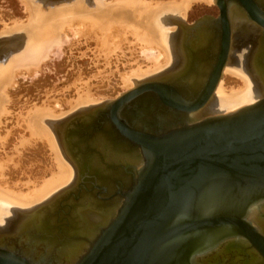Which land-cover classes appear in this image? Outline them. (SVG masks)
<instances>
[{
	"label": "water",
	"instance_id": "obj_1",
	"mask_svg": "<svg viewBox=\"0 0 264 264\" xmlns=\"http://www.w3.org/2000/svg\"><path fill=\"white\" fill-rule=\"evenodd\" d=\"M230 1H216L222 15L228 12ZM233 1L242 4L239 10L248 14L247 20L264 26V14L251 0ZM203 23L199 19L189 26L180 25L189 35L206 32ZM224 28L219 56L214 65L211 62L205 83L167 79L168 71L56 124L59 144L78 172L91 170L89 162L110 155L118 157L130 181L124 190L119 187V204L106 221L80 240L78 252L54 258L52 253L38 254L31 248L0 243V264H202L223 246L253 254L264 264V234L250 218L264 206L261 69L254 66L262 81V86L257 84L262 95L256 103L226 115L191 118L211 99L228 62L231 40L227 24ZM12 41L0 39V55ZM215 48L205 51L215 52ZM200 50L190 49V53L197 56ZM195 61L190 69L196 70ZM180 65L179 75H194L190 69L183 73ZM80 117L87 120L75 124L73 119ZM108 124L119 131L121 146L101 142L86 147L72 140L76 131H99ZM29 218L25 220L30 230L24 234L34 236L31 230L37 224Z\"/></svg>",
	"mask_w": 264,
	"mask_h": 264
},
{
	"label": "bare ground",
	"instance_id": "obj_2",
	"mask_svg": "<svg viewBox=\"0 0 264 264\" xmlns=\"http://www.w3.org/2000/svg\"><path fill=\"white\" fill-rule=\"evenodd\" d=\"M38 1H41V0H38ZM48 1L53 2L51 0H48ZM95 1L98 2L99 0H95ZM202 1L208 3L209 5L212 3L216 5L217 0H181L179 3L172 2V3L167 4V5L166 4L162 5L158 2L149 3L146 0H117V1H114L112 3V7H114L113 6V4H114L116 6H119L122 10H123V8H126V7L130 8L132 10V13H130L133 16V18H132V16L130 14H127V13H125L124 17H123V15L121 17H117V15L116 16H110L108 13H106L105 7L102 6V5H105L103 3V1L98 2L100 4L102 10L100 7H99L100 9L99 8H97V9L90 8L89 6H91V5H87L84 1L83 2L81 1V2L77 3L76 5L64 4V5H61L59 7H55V9L51 8L50 12H48L49 10L46 11V12H48V14L46 15V13L44 14V11L42 9V6H41L42 3L41 2H40L41 3L40 4L39 2L37 3L35 0H22V2L20 0L21 3L24 2L23 5L27 4V8H25V7L24 8H25V10H27V12L29 14V19L27 18V21L29 20L27 22L28 25L25 27H22L19 24L21 27H18L17 25H15V26L10 27L8 29L5 28L6 31L4 30L3 35H5V36H13L14 35L16 37H11V38H13V41L10 42L6 48H4V51H2L1 52L2 54L0 55L2 57H0V58L9 57V54L12 53L14 50V47H10V45L11 44L13 45L14 43L16 44L20 40H22V45H21L22 48H19V51L23 52L24 55L21 56V59L17 58L15 61H11L8 64L4 65L1 69V73H0V118H1V116L4 117V115L8 114V111L5 108H3L4 107L3 102H5L4 100L6 99V97L4 98V100L2 99L4 97L3 94H5L4 91H6V88H8L12 84L10 82L12 81V79L14 80L16 78L15 76H17L18 74H21L27 70L26 68L24 69L25 65H23V64L29 65L28 63H26L27 61L33 59V61L31 60L32 69L33 68L37 69L39 67V63L41 65V63L43 62L42 59L43 60L48 59L47 57L44 56V58H39V60H38L39 63H37L38 62L37 56H38L39 52L43 51V53H44L45 47L50 49L49 46L51 44H52L51 47L52 46L56 47V45H53L55 42L54 43L52 42V40L54 41L55 39L58 38V36H57V38H55L56 36H54L55 34H58L56 32H60V33L62 32V34H63L64 29L68 28L67 30L69 31L71 27L75 26L74 28L76 29V32L74 34H75L76 39L78 40V39H80L79 37H81V38L84 37L86 39L94 40L95 44H96V48L98 50H100V52H99L100 55L102 54V56H104L106 61H108V59H110V56L112 53H115L118 51L121 52V50H118V49H120L121 45L126 44V43H128L129 46H134V47L136 45L142 46V47H139V48H141V51L148 49L149 55H147V56H149V57L152 55H155L154 52L157 50L158 51V52H156L157 54L154 57H152V59H149V57L145 58L149 62L151 61V64L153 65L154 70L152 67H151L152 69L150 71L149 70L147 72L145 71L146 73H143L141 70H139L142 72V74L139 75V73H141V72H139L137 70V68H135L134 69L135 75H132L133 74L132 72H131L132 74L130 72H128L127 76H126V73L120 74V76H122V77H120V78H122L121 79V81L123 82L122 84H124V86L126 88V89L124 88V90H127L126 92L124 91V93H127V92L133 90L136 86L143 83L144 81L157 79V77H160L163 74H165L166 72L172 70V68H170V67L172 66V64L176 58V51H175L173 40L176 39L177 33L179 31H180L179 32L180 34H182L184 30L186 31V29L182 28L180 25V23H184L183 22L184 19H183V17H181V16H183L182 12H183V10H186L193 2L199 3ZM73 2H74V0H73ZM232 3H233V0L230 1V4H232ZM44 4H46V3H44ZM110 4H111V1L109 2V5H107V4L106 5L110 6V8L113 9ZM43 8H45V7H43ZM184 8H186V9H184ZM103 9H105V12ZM228 12H229V10H228ZM120 14H122V12H120ZM237 15H240V14H237ZM171 16H176L177 18H180L178 20H173V23H172V24L176 25V27H177L176 31H174L175 29L170 28L169 24H166L165 19L168 17H171ZM52 17H54L55 20L50 19ZM48 19H50L51 21H48ZM52 20H54V21H52ZM235 20H237V19H235ZM180 21H182V22H180ZM250 22H252V21H250ZM254 24L256 26L259 25L257 23H254ZM184 25H186V24L184 23ZM236 26L240 27L238 23ZM259 27L264 28V26H262V25H260ZM171 31H174V33H170ZM70 32H72V31H70ZM74 34H72V35H74ZM128 37H131V39L133 41H129ZM65 38H63V39H65ZM59 39H60V36L57 40L59 41ZM57 40H55V41H57ZM65 41H66V39H65ZM66 42H68V39ZM66 42H64V43H66ZM181 42H182V40H181ZM62 43L60 45L64 44V43L63 44ZM68 43H66V45ZM48 44H49V46H47ZM60 45L59 46L57 45V47H61ZM17 46L18 45H16V48L18 49ZM148 50H147V52H148ZM180 50L182 51V47H180ZM239 50L237 48L233 49L232 54L234 56V61L230 62V64H227L226 66L224 65L225 68H224V66L222 67V70H223V68H224V70H223V73L221 70V77H222V74H223V76L224 75H228V76L230 75V76L238 77V79H240V82L242 81V83H243V85L241 87L242 89L241 88L238 90L237 89L236 90L230 89V91H228V93H226L224 90L225 88L223 89V80L224 79L223 78L221 79V77H220L219 82H218V84L215 88V91L213 93L214 96L213 95L211 96V99L201 108V110H198L193 115H191V116H193L191 118L197 120L198 117L201 118V117H206V116L226 115L229 113H233V112H235L239 109H242L244 107L250 106V105L256 103L260 99V97L262 95L260 93L261 91H258L257 87H256V90L254 89L253 81H252L251 77L249 76L250 73L248 74L246 72V69L243 67V63L240 61L241 59H243V57H241L242 53ZM139 51H140V49H139ZM47 54H48V52H47ZM141 54H144V52H142ZM41 55H42V53H41ZM144 55H143V57H145ZM34 57H35V59H34ZM34 61H35V64H34ZM36 63L38 64V66L35 67ZM106 65H108V64H106ZM26 67H28V66H26ZM165 68H168V69L164 73L157 75L154 78H150V79L144 80V81L139 82V83L136 80L137 78L146 77V76H149L151 74H155V73H157V72H159ZM143 70H147V68L143 69ZM30 71L32 72V70L30 69L28 71V73H30ZM137 71H138V74H137ZM31 75H32V73H31ZM13 76L15 78H13ZM20 76H19L20 78L23 77V75H20ZM28 77L29 76H26L24 78H28ZM30 78H32V77L30 76ZM165 78L177 81L175 78H169V77H165ZM180 79H178V80H180ZM8 83H10L9 86L7 85ZM74 85H75V83H74ZM12 87H10V88H12ZM85 88H87L86 85H85ZM257 92H259V94ZM80 93H81V91H80ZM88 93L86 92V93H84L85 95L83 93L78 95V99L75 102L68 100V102L70 101L69 102L70 111L75 110L77 108H83V107L94 104L95 100L94 101L92 100L94 98L91 95H89V96H91L92 98H88V96L86 95ZM81 95H84L86 98H84V99L81 98ZM84 96H82V97H84ZM111 101H113V100H111ZM54 102H56V101H54ZM102 104H104V103H100L99 105H102ZM245 104H247V105H245ZM99 105L93 106L91 108L97 107ZM241 105H245V106L240 107ZM236 106H238L240 108L236 109L237 108ZM53 107H54V105H53ZM53 107H52V109L44 108V107L35 108L32 110V112L30 114L28 112L29 117H26V118H28V120L26 121L27 124L25 122V124H26L25 129L29 132L30 136L27 139H24L22 137V139L20 140V144L22 146H20V147H23V145L28 146V144H31L32 142H37V141H40L42 143L46 142L48 144V147L50 148V150L54 154V157H55L54 160L56 161L55 165L57 166V168H56L57 170L55 169L56 172H52L51 176L47 179H44L41 182V184L37 187L35 185H33V186L31 185V187H25V186H28L30 184L24 183V185H25L24 186L21 183V187L23 186L25 189L28 188L26 192H13L9 189H5L4 186L0 187V204L6 205V206L12 208L13 210H15L17 212H24V211L32 210L35 207H37L38 205H41L47 201H48L47 205L54 202L55 201L54 199L55 198L58 199V196H60L61 193H63L65 191L64 190L63 192H61V190L68 187L73 182L75 175L77 174V170L70 163V161L67 159V157L64 156V154H63L64 152H62V150L59 148V146L57 144L59 142V141L57 142V136H56V129H57L56 124L58 122L57 123L52 122V121L59 119L60 117L64 116L65 113L59 112L60 114L59 113L57 114L55 111L57 110L58 107L55 108L56 105L54 108ZM230 107L231 108L236 107L235 108L236 110L229 112V113H225V114L217 113V112H223L224 110H228V108L230 109ZM89 108L90 107H88L87 109H89ZM200 112L202 113V115ZM7 116H9V115H7ZM24 117H25V115H24ZM23 121H25V120H23ZM1 124L2 123H1V119H0V125ZM4 141L5 140L3 139V137H0V143H2V142L4 143ZM11 160H12V158H11ZM8 161L9 160L2 162V160H1V162H0V175L2 174L3 169L4 168L6 169L7 166H5V164L9 163ZM0 179H1V177H0ZM1 182H3V180L2 181L0 180V183ZM17 184L15 183L14 185H17ZM3 185H5V184H3ZM14 185L12 188H15ZM6 188H7V186H6ZM21 191H23V190H21ZM59 192H61V193L57 195V193H59ZM51 198H53V199L50 200ZM47 205H45V206H47ZM41 207L36 208L35 210H33V212L36 213L38 210L42 211V209L44 207H42V208ZM17 212L16 213L14 212L15 215H17ZM33 212H28V216H26V218L31 217ZM255 212L256 211L252 212L250 218L252 219V221L254 222L256 227L260 231H262V229H260L257 225V223H259L260 220L259 219L255 220L253 217ZM2 215L3 214L1 213L0 214V220H1ZM20 225L21 224H19L18 226H20ZM4 226L5 225H1L0 228L5 229ZM21 227H23V226H21ZM27 236L29 238L31 237V236H29V234H27ZM35 245H37V243H35ZM46 245H50L51 248L53 246V244H49V243H46ZM47 248H48V246H47ZM47 252L49 253V252H51V250L48 249Z\"/></svg>",
	"mask_w": 264,
	"mask_h": 264
},
{
	"label": "rangeland",
	"instance_id": "obj_3",
	"mask_svg": "<svg viewBox=\"0 0 264 264\" xmlns=\"http://www.w3.org/2000/svg\"><path fill=\"white\" fill-rule=\"evenodd\" d=\"M35 1L37 3L38 2L42 3L40 4L42 6L44 14L46 13V15L48 14V12L51 11V8L55 9V7H59L64 4L76 5L77 3L81 1L82 2L84 1L87 5H91L92 7L91 6L89 7L93 9H97L99 7L101 8L98 2L103 1L105 5H102V6L105 7L106 13H108L110 16L117 15V17H121L123 15L124 17L125 13L127 14L132 13V10L127 7L123 8V10L119 6H116L114 4H113L114 7H112V3L117 0H99L98 2H96L95 0H74V2L73 0H64L62 2H54V0H52L53 2H50L48 0H41V1L35 0ZM110 1H111L110 5L113 9H111L110 6H107L109 5ZM146 1L149 3L158 2L162 5L163 4L167 5L172 2L179 3L181 0H174V1L173 0H146ZM21 2L20 0H0V35H1L0 38L16 37L13 34H12L13 36H5L3 35V32L4 30L6 31V29L13 27L15 25H17L18 27H21V26L25 27L28 25L27 22L29 20L27 21V18L29 19V14L27 10H25V8H27V4L23 5L24 2L23 3ZM193 3L187 9L184 8L186 10H183L182 12L183 16L181 17H183L184 19L183 22L186 24L195 22L197 21L198 18L204 15L212 14L216 11L215 9L216 5L213 3L210 5L203 1L199 3L198 2H195L194 4ZM105 9H103L104 12H105ZM120 12H122V14H120ZM130 15L132 16V14ZM50 19L55 20L54 17ZM50 19H48V21H51ZM178 19L180 18H177L176 16H171V17L166 18L165 21H166V24H169L170 28H173L175 29L174 31H176L177 27L175 24H172V23H173V20H178ZM74 27L75 26L71 27L69 31L67 30L68 28L64 29L63 34L62 32L61 33L56 32L59 35L55 34L54 35L56 36L55 38H57V36L59 38L60 36L59 41L57 40L58 38L57 39L54 38L57 41L52 40L53 43L55 42L53 45H56V47L55 46L51 47L52 44L49 46L50 44L49 43L47 46H49L50 49L45 47L44 53L43 51L38 53L37 61L39 60V58H44V56L47 57L48 59L47 60L42 59L43 62L41 63V65L38 61L37 63H39V67L37 69L36 68L32 69L31 60L33 61V59H31L26 62L29 65L23 64L25 65L24 69L25 68L27 69L25 72L22 71L23 73L18 74V75L16 74L17 76L15 77L17 79L13 76V78H15L14 79L15 81L12 79V81L10 82L13 85L12 84L10 85V83L7 84L8 86L9 85L10 86L9 87L7 86L8 88H6V91H4L5 94H3L4 97L2 99L4 100V98L6 97V99L4 100L5 102H3L4 103L3 108H5L8 111V114L4 115V117L1 116L0 118L1 123H2L0 125V135H1L0 137H3V139L5 140L4 143L2 142L3 144L0 143V162L1 160L2 162L9 160L8 162L9 163L11 162V163L10 164L6 163L7 165L5 164V166L7 167L6 169L5 168L3 169L2 174L0 175L1 177L0 180L1 181L3 180V182L0 183V187L4 186L5 189H9L13 192H26L28 188L25 189L23 186L21 187V183L22 185H24V183L30 184L28 186L24 185L25 187H31V185L32 186L35 185L37 187L41 184V182L44 179L49 178L52 172H56L57 170L56 169L57 166L55 165L56 161L54 160L55 158L54 154L52 153V151L50 150L46 142L42 143L40 141H37V142H32L31 144H28V146L23 145V147H20L22 146L20 144V140L22 139V137L24 139H27L30 136L29 132L25 129V125L27 124L26 121L28 120V118L26 117H29L28 115L32 112L33 109L42 108V107L52 109L53 105L54 107L56 105L55 108L57 107L58 108L56 111L55 110L54 111L57 114L59 112L65 113V115L52 122L57 123L59 121H63L66 118L70 117L72 114L76 112L78 113V111H83L87 109L88 107L91 108L93 106L99 105L100 103H105V102L117 99V97L123 94L124 91L126 92L127 90H124L125 86L124 84H122L123 83L121 81L122 78H120L122 76H120V74L126 73V76H127L128 72L130 73L132 72L133 74L132 73L131 74L135 75L134 73L135 68H137L138 71L141 70L143 73H146L148 70L150 71L153 68L151 61L149 62L147 59H145L149 57L147 56L149 55V50L146 49L144 51H141V48L139 47H142V46H139V45H136L135 47L129 46L128 43L121 45L120 49H118V50H121V52L119 51L115 52L116 54L112 53L110 56V59L106 61L104 56H102V54L100 55L99 53L100 50L96 48V44L94 40L86 39L84 37L82 38L79 37L80 39L78 40L76 39L75 34H74L76 32V29ZM174 31H171L170 33H174ZM71 33L74 35H72ZM62 37L65 38L66 41L68 39V42L70 44L66 42L65 39H63ZM128 39L129 41H133L131 37H128ZM238 39L240 40V37ZM180 40H181L180 38H176L173 40L175 49L177 51H178L177 46L180 43ZM241 40H243V38H241ZM61 41L63 43L66 42L68 44L67 45L66 43L63 44ZM61 43L63 45H60ZM16 45H18L17 46L18 49L16 48ZM21 45H22V40L18 41L16 44L15 43L13 45L11 44L10 47H14V50H13L14 53L13 52L10 53L9 57L0 58V73L4 65L8 64L11 61H15L17 58L21 59V56L24 55L23 52L19 51V48H22ZM57 45L58 46L60 45L61 47H57ZM138 48L140 49V51ZM142 52H144L145 55L141 54ZM156 52L158 51L156 50L154 52L155 55L157 54ZM143 55L145 57H143ZM155 55L150 56L149 59H152V57H154ZM35 61H34V64H35ZM37 63L35 67L38 66ZM180 64L181 62L179 63V65ZM146 68L147 70H143ZM30 69L32 70V72L30 71V73H28ZM167 69L168 68L162 69L161 71L155 74H151L146 77L137 78L136 80L138 83L142 82L144 80H147V79H150V78L156 77L157 75L162 74ZM138 71H137V74H138ZM142 72L139 73V75H141ZM246 72L249 74L247 69H246ZM20 75H23V77L20 78L21 77ZM26 76H29V77L24 78ZM30 76L32 78H30ZM249 76L251 77L253 84H254L253 85L254 89L256 90V87L258 88L257 83L251 74H249ZM235 77L230 76V75L223 76V79H224L223 89L225 88L224 90L226 93H228L230 89L238 90L242 87L243 85L242 81L240 82V79H238V77L236 78ZM74 83L76 86L74 85ZM84 84L87 86V88H85ZM85 91L87 93L89 92L86 95L88 96V98L93 97L94 99L92 100L93 101L95 100L94 101L95 103L92 105L83 107V108H77L75 110L70 111V108H69L70 101L68 102V100H71L74 102L77 101L78 95L82 93L83 94L86 93ZM84 95H81V98L83 99L86 98ZM89 95H91L92 97ZM245 105H241L240 107H243ZM236 107H235L236 109L240 108L238 106ZM235 108L230 107V109L228 108V110H224L223 112H217V113H223V114L229 113V112L236 110ZM57 142H58V139H57ZM57 144L59 148L62 150L59 142ZM15 183L16 184L18 183V184L14 185ZM3 184H5L7 188ZM13 185L15 188H12ZM14 212L15 210H13L12 208L6 205L0 204V214L1 213L3 214L1 216L0 226L2 224L4 225L7 218L11 216L12 214H14ZM16 219L17 218H15L14 216L11 218L13 226L16 224ZM258 219L260 220V222L257 223V225L260 229H262V232L264 234V218L262 219L258 218ZM21 222H23V225H26L27 223V221H21ZM29 222L31 221L29 220ZM7 246L12 247V245L10 244H7ZM229 252H234V253L230 254ZM248 257H249L248 254H245L244 252L240 251V249L238 248H226V250L221 249L219 253L213 256V259L204 260V261H201V263L202 264H261L259 261H257V258L256 259L253 258V260L248 261Z\"/></svg>",
	"mask_w": 264,
	"mask_h": 264
},
{
	"label": "flooded vegetation",
	"instance_id": "obj_4",
	"mask_svg": "<svg viewBox=\"0 0 264 264\" xmlns=\"http://www.w3.org/2000/svg\"><path fill=\"white\" fill-rule=\"evenodd\" d=\"M251 1L255 4L254 6L264 14V0ZM241 5L242 4H238L237 1H233L228 9L229 12H224V15H222L220 9L216 6V11L214 13L198 18L197 20L203 19L204 23L202 29L206 32L186 35V31L184 30V34H180V31L177 33L178 38L181 36L180 39L182 42L180 40V43L177 46L178 51H176V58L173 65L170 67L173 71H170L171 74L169 78H175L177 81L181 80V82L188 80V82L205 83L212 71L213 65L215 64V59L219 56V47L222 46L221 41L223 40L225 29L224 25L227 24L231 45L228 54V62L225 66L234 61V56L232 54L233 49H240L239 51L242 53L241 57H243L240 61L243 63V67L249 71L256 83H259L260 86H262V81L255 75L254 68L256 67L258 70L261 69V73L264 74L263 28L261 27V30L259 26L250 22L251 20H247L245 16L248 14L239 10V8L241 9V7H243ZM222 16H226V18L222 19ZM193 23L194 22L185 24L186 26H189ZM237 23L240 27L236 26ZM239 37L240 40L238 39ZM241 38H243V40H241ZM209 41L210 43L213 41L214 44L209 45ZM180 47H182V51L180 50ZM209 47H216L215 52L214 50L205 51V49ZM196 48L202 50H200L201 52L197 56L196 54L190 53V49L196 50ZM194 59L197 61L196 70L194 68L190 69V66L192 65L191 62ZM213 60L214 62H212ZM180 62L181 65L183 64V73L190 69V72L194 75L190 76V78L188 76L178 75ZM211 62L213 63L212 66ZM263 74L261 75L262 77H264ZM222 78L223 74L221 79ZM259 89L262 92L261 87L258 86L257 90L259 91ZM257 93L259 94V92ZM86 120V117H80L77 120L73 119L75 124L85 122ZM95 138L97 139L95 140ZM122 139L123 138L119 135V131H115L110 124L99 129V131L89 129L86 131H76L72 138L74 143H80L86 147H88V144L97 145L101 142H105V144L113 147L121 146L123 144ZM64 140L68 143V138L64 137ZM117 158L118 157L109 155L103 157V159L98 157V160H92L93 162H89L91 170L88 169L84 172L77 171L73 182L68 187L61 190V192L65 190L63 193H57V195L60 193L61 195L58 196V199L55 198V201L49 205H47V201L29 211L19 213L15 211V213L17 212V215L14 213L9 216L4 223L5 229H0V243L6 245L10 244L14 248H22L24 250L31 248L38 254L48 253L47 251L50 249L51 252L49 253H52L51 255L54 258L60 256L64 257L78 252L81 247L80 240L88 238L92 228L101 225L106 221L107 216L119 204L120 199L118 198V195L116 196V192L119 191V187H121V190H124L125 185L130 181V174L123 170V167H121V161ZM105 165L107 167L116 166L117 169L113 170V168L108 167L109 170ZM102 188L104 190H102ZM52 199L53 198L50 200ZM41 206L44 207V210L35 211L36 213L33 212V210L40 208ZM28 212H33L29 220L33 223L36 222L37 224L36 228L31 230L32 235H34L31 236L32 238L30 237L31 239L24 234V232L30 230V228H28L29 226L26 227V225H22L23 222H21L26 221L25 219L26 216H28ZM33 215L36 217H33ZM13 216L17 218L14 226L11 220ZM253 217L255 220H258V218H264V207L261 210L256 211ZM34 218L35 220H33ZM36 218L38 219L36 220ZM44 222H47L48 224L44 225ZM19 224L21 225L18 226ZM260 232L263 234L262 231ZM42 234L45 236H42ZM35 243H37V245H35ZM46 243L53 244L52 248L50 245H46ZM221 249L226 250V247L223 246ZM229 253L232 254L234 252ZM215 255L216 254L209 255L205 257L204 260L213 259V256ZM253 258L256 259L257 256L249 254L248 261L253 260ZM62 263H64V261H62Z\"/></svg>",
	"mask_w": 264,
	"mask_h": 264
}]
</instances>
